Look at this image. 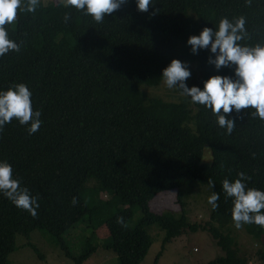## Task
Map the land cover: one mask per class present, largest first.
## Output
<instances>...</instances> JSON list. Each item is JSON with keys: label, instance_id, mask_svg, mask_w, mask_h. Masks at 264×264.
Returning a JSON list of instances; mask_svg holds the SVG:
<instances>
[{"label": "trees", "instance_id": "trees-1", "mask_svg": "<svg viewBox=\"0 0 264 264\" xmlns=\"http://www.w3.org/2000/svg\"><path fill=\"white\" fill-rule=\"evenodd\" d=\"M55 1L39 0L34 12H18L7 29L20 48L0 56V88L25 83L33 110L41 113L31 135L14 119L0 129V159L39 205L33 217L0 196V264H10L16 235L43 229L61 240L81 220L93 228L105 224L106 249L117 264H141L150 247L142 231L150 225L166 233L162 247L201 229L221 252L206 264H247L233 238L210 223L188 224L183 213L154 214L147 204L160 192L207 180L218 196L211 222L230 218L232 198L224 195L222 180L244 172L247 187L264 190V121L250 109L230 111L224 115L234 127L225 134L202 105L146 91L159 86L161 69L173 58L199 72L198 88L209 76L234 79V65L215 68L208 63L215 54L207 48L191 53L186 39L203 27L215 30L221 17H243L247 36L240 43L264 42V0H153L147 12L127 0L100 23ZM33 152L47 155L53 166L38 178L20 179L16 172ZM93 188L111 195L118 206L111 215H102L103 205L89 206ZM245 230L259 242L255 257L264 264V228L245 224Z\"/></svg>", "mask_w": 264, "mask_h": 264}, {"label": "clouds", "instance_id": "clouds-1", "mask_svg": "<svg viewBox=\"0 0 264 264\" xmlns=\"http://www.w3.org/2000/svg\"><path fill=\"white\" fill-rule=\"evenodd\" d=\"M135 9L147 12L153 0H133ZM127 0H62L63 7H71L89 16L96 23L104 20L105 15L112 14ZM39 0H0V56L8 52L18 51L20 45L9 38L6 26H11L18 12L32 13L38 7ZM244 18L226 17L218 19L215 30L203 27L198 34L190 35L186 44L193 54L197 49L207 48L214 53L208 63L215 68L234 65V79L227 76L213 75L203 81L202 87L186 86L185 79L190 75L184 62L171 59L161 69L160 79L164 88L175 90L181 97L190 98L189 102L202 105L215 116V124L222 128L225 134L232 132L234 122L224 114L230 111L250 109L249 115L264 121V42L252 44L240 43L246 39ZM32 93L23 82H14L7 88H0V129L11 120L26 126L27 134L36 132L40 126V111L31 106ZM235 179L221 181V188L227 197L232 198L230 218L235 228L242 224H256L264 228V190L247 187L248 177L244 172H238ZM209 187L211 183L209 182ZM0 196L6 198L13 206L26 211L35 217L36 196L30 195L27 187L20 185L12 175L11 165L0 159ZM218 196L211 192L207 196V204L211 209L217 208ZM75 202V201H73ZM117 223L120 218L117 217Z\"/></svg>", "mask_w": 264, "mask_h": 264}, {"label": "rangeland", "instance_id": "rangeland-1", "mask_svg": "<svg viewBox=\"0 0 264 264\" xmlns=\"http://www.w3.org/2000/svg\"><path fill=\"white\" fill-rule=\"evenodd\" d=\"M187 69L190 75L185 79V85L196 86L199 72L191 65L187 66ZM150 88H154L146 91L150 97L171 102L183 98L177 91L164 88L162 82L156 88ZM185 98L190 100L188 97ZM202 151V161L210 162L209 150L204 147ZM52 166L53 162L47 155L33 152L16 175L20 179L32 180L42 176ZM209 182L200 181L178 189L160 192L148 201V209L158 215L183 213L188 224L210 223L214 228L225 233L224 235L228 234L233 238L238 249V256L245 258L247 264H261L255 257V251L261 246L247 234L245 224L237 229L233 226L231 218L222 216L215 217L211 222V207L207 204V196L213 190L209 187ZM105 202L109 203L104 205ZM88 204L89 206L103 205L101 212L104 217L111 215L118 207L112 203L109 193L96 188H93ZM143 229L142 232L148 237L150 247L141 264H206L221 255L208 233L201 229L174 237L163 247L161 243L166 236L164 230L157 225H150ZM109 244L110 235L105 224L93 228L89 223L81 220L69 229L61 240L51 237L43 229L33 230L26 236L16 235L14 250L8 255V262L10 264H74V259L85 249H89L92 250L90 256L82 264H117V255L106 249ZM160 251L161 254L158 255ZM40 256L42 258H39Z\"/></svg>", "mask_w": 264, "mask_h": 264}]
</instances>
